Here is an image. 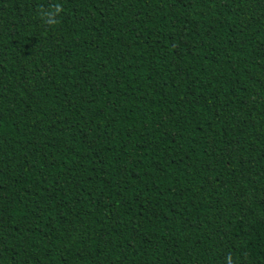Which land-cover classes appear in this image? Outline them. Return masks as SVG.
Returning a JSON list of instances; mask_svg holds the SVG:
<instances>
[{"label": "trees", "instance_id": "16d2710c", "mask_svg": "<svg viewBox=\"0 0 264 264\" xmlns=\"http://www.w3.org/2000/svg\"><path fill=\"white\" fill-rule=\"evenodd\" d=\"M0 264H264V0H0Z\"/></svg>", "mask_w": 264, "mask_h": 264}]
</instances>
